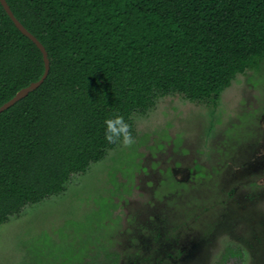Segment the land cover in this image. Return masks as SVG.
<instances>
[{"label": "trees", "instance_id": "16d2710c", "mask_svg": "<svg viewBox=\"0 0 264 264\" xmlns=\"http://www.w3.org/2000/svg\"><path fill=\"white\" fill-rule=\"evenodd\" d=\"M6 1L44 45L49 71L0 112V225L61 194L116 146L123 134L109 142L106 117L122 116L132 136L133 115L161 96L216 106L238 73L264 59V0ZM44 68L41 50L0 2V106ZM223 203L215 197L192 227L208 226ZM162 230L151 237L154 251L129 264H162L181 252V237L172 242ZM239 254L229 247L222 261Z\"/></svg>", "mask_w": 264, "mask_h": 264}, {"label": "rangeland", "instance_id": "374dc122", "mask_svg": "<svg viewBox=\"0 0 264 264\" xmlns=\"http://www.w3.org/2000/svg\"><path fill=\"white\" fill-rule=\"evenodd\" d=\"M259 66L238 73L216 106L168 94L134 114L130 144L120 138L61 194L0 225V264H129L154 251L160 228L182 243L162 264H264V59ZM215 197L224 203L210 224L193 228ZM229 247L240 254L223 262Z\"/></svg>", "mask_w": 264, "mask_h": 264}, {"label": "water", "instance_id": "95a60500", "mask_svg": "<svg viewBox=\"0 0 264 264\" xmlns=\"http://www.w3.org/2000/svg\"><path fill=\"white\" fill-rule=\"evenodd\" d=\"M3 8L5 9V11L7 12V14L9 15V17L11 18V20L14 22V24L16 25V27L26 36H28L36 45L37 47L41 50L42 54H43V59L45 62V68H44V73L42 74L41 78L35 82H32L30 85H26V87L20 89L15 96H13L10 100H8L7 102H5L4 104H2L0 106V112H2L3 110H5L6 108H8L9 106L13 105L16 101H18L19 99H21L22 97L26 96V94H28L31 90H33L34 88H36L47 76L48 74V68H49V60L47 57V52L46 49L44 47V45L39 41V39L33 35L27 28H25V26L18 20V18L15 16V14L13 13V11L11 10L9 4L7 3L6 0H0Z\"/></svg>", "mask_w": 264, "mask_h": 264}, {"label": "clouds", "instance_id": "9594fccd", "mask_svg": "<svg viewBox=\"0 0 264 264\" xmlns=\"http://www.w3.org/2000/svg\"><path fill=\"white\" fill-rule=\"evenodd\" d=\"M105 125V138L112 142L123 134V143L130 144L132 142L130 134L128 133V125L124 118L120 115L109 116L104 120Z\"/></svg>", "mask_w": 264, "mask_h": 264}]
</instances>
